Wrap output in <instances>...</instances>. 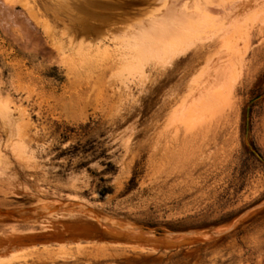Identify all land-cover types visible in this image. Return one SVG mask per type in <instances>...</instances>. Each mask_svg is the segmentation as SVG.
Returning <instances> with one entry per match:
<instances>
[{"label":"rangeland","instance_id":"374dc122","mask_svg":"<svg viewBox=\"0 0 264 264\" xmlns=\"http://www.w3.org/2000/svg\"><path fill=\"white\" fill-rule=\"evenodd\" d=\"M71 1L29 2L82 60L0 29V264H264V0ZM171 3L185 53L112 61Z\"/></svg>","mask_w":264,"mask_h":264},{"label":"bare ground","instance_id":"6f19581e","mask_svg":"<svg viewBox=\"0 0 264 264\" xmlns=\"http://www.w3.org/2000/svg\"><path fill=\"white\" fill-rule=\"evenodd\" d=\"M30 0H21V1H17V0H0V29L3 33V35L10 40V44H13L14 46H17V48L19 50H21L22 52H24L25 54H27L29 57L32 58H36L38 55H40L43 58V62L44 61H51L56 53H60L62 51H66V49L69 51L74 52V50L76 51V57L79 60H82L84 58H87L89 55V52L85 51L84 46H82V44H79L77 47H74L73 42H69L68 44H64L62 41V44H64L63 46L66 47H62V45L60 47H58L54 41L53 38V31L51 28V26L49 27L47 24H43L44 26L42 27V30H38V27H34L36 25H38L40 23V20L38 18L39 13L35 10L34 6H31ZM60 3L62 5H69V1L72 4L71 0H59ZM78 2H84L85 0H74ZM73 1V4H75ZM150 0H141V2L146 3L149 2ZM178 0H176L175 2H177ZM18 2L20 3V5L23 7V10H18L16 9V5H18ZM173 2V1H172ZM181 2V1H180ZM209 3H204V2H200L198 3L200 6H202V11L204 13L200 14V17L205 16L208 17V14L211 12V8L213 7V2L211 0L208 1ZM34 3V2H33ZM161 3V2H160ZM170 3V2H169ZM179 2H177L178 4ZM204 3V4H203ZM196 4V5H198ZM175 3H171L168 6V10L165 14H163V19L161 23H157L156 26H154L155 28L161 29L160 33L156 32H150L151 30H144L142 34V36L139 35L140 42H134L131 43L132 41L128 42L126 44V46H122L120 47L118 50H115V53L113 54V58L112 61L114 62H124L125 65L127 64L128 66L132 65L134 62V60L137 58V55L139 53H143V52H147V51H163L168 54H170L171 58H176L178 56H180L181 54L185 53L186 50L183 47V43L185 38H188L189 36H191L194 32H196L199 29L200 26V20L202 18L198 19L194 18L193 16L190 15H185V19L186 22L185 23H177L176 21H172L173 18L176 15V9H175ZM199 5L196 6V9H199ZM167 6V5H166ZM179 6V5H178ZM215 6V5H214ZM70 7V5L68 6ZM184 9V8H183ZM193 11V10H192ZM256 11V10H255ZM185 12V11H184ZM188 13V12H186ZM191 13V12H189ZM194 13V11H193ZM197 12H195L192 15H198L196 14ZM162 16V15H161ZM211 16H209L210 18ZM175 19V18H174ZM197 21H196V20ZM208 19V18H207ZM212 19V18H211ZM167 20V21H166ZM143 21V20H142ZM156 21V20H155ZM163 21H166V25H164ZM179 21V20H178ZM160 22V20L158 21ZM231 22V21H230ZM153 24V22H151ZM156 23V22H154ZM163 23V24H162ZM208 23V22H207ZM234 23V22H233ZM162 24V25H160ZM199 24V25H198ZM209 24V23H208ZM213 24V23H212ZM160 25V27H158ZM166 28L163 30V28ZM205 27V26H204ZM51 28V29H50ZM90 28V27H89ZM92 28V27H91ZM208 28V27H207ZM235 28V27H234ZM85 29V28H84ZM84 29H80L77 31H74L76 38H81L82 35L85 34ZM54 30V29H53ZM92 30V29H91ZM94 30V29H93ZM163 30V31H162ZM200 31V30H199ZM235 31V30H234ZM56 32V30L54 31ZM128 32V31H127ZM127 32H125L126 34H128ZM107 33V32H106ZM140 33V32H139ZM200 33V32H199ZM29 34L31 35L30 38H33L32 41H34L33 43L28 40V36ZM57 35V33H55ZM97 34V32L95 33V35ZM217 35V34H216ZM55 36V35H54ZM206 36V35H205ZM106 37V36H105ZM104 37V38H105ZM211 37V36H210ZM25 38H27V40H25ZM66 38V36H65ZM69 38V37H68ZM101 38V37H100ZM103 38V41L105 40ZM133 38V37H131ZM59 39V38H58ZM99 39V38H98ZM97 39V40H98ZM111 39V38H110ZM109 39V40H110ZM125 39V38H124ZM72 40V39H71ZM133 40V39H132ZM187 40V39H186ZM185 40V41H186ZM61 40H58V42ZM65 41V40H64ZM70 41V40H68ZM99 41V40H98ZM100 41L102 42V39H100ZM57 42V43H58ZM84 42V41H83ZM97 42V41H96ZM115 42V41H113ZM60 43V42H59ZM100 43V42H99ZM98 44V43H97ZM103 44V43H102ZM84 45V44H83ZM86 45V44H85ZM94 45V44H93ZM98 46V45H97ZM104 45L98 46L96 47L97 52H100L102 47ZM106 46V45H105ZM229 46V45H228ZM88 47V46H87ZM95 47L93 49H95ZM65 48V50L63 49ZM92 48V47H91ZM188 48V47H186ZM225 48V47H224ZM88 50V49H87ZM90 50V49H89ZM102 50H107V47H105ZM92 51V50H90ZM114 51V50H113ZM63 52V53H64ZM72 52V53H73ZM93 52V51H92ZM96 52V51H95ZM241 52V51H240ZM62 53V55H63ZM66 54V53H65ZM156 54V53H155ZM159 54V53H157ZM163 54V53H162ZM69 54H67L66 57H68ZM71 55V54H70ZM74 55V54H73ZM95 55V54H94ZM99 55V53H98ZM105 55V54H104ZM90 56V55H89ZM111 56V55H110ZM161 58V56H160ZM65 60V59H64ZM157 60V59H156ZM109 62V61H108ZM121 64V63H120ZM124 65V64H123ZM136 65V64H135ZM139 66V65H138ZM121 67V66H120ZM123 67V66H122ZM127 67V66H126ZM241 67V66H240ZM101 69V67H100ZM106 69V68H105ZM107 70V69H106ZM232 77V76H231ZM232 81V80H231ZM234 83V82H233ZM227 85V84H226ZM228 86V85H227ZM209 95V94H207ZM210 96V95H209ZM212 96V95H211ZM213 97V96H212ZM202 100V99H201ZM215 101H213L214 103ZM7 108V107H6ZM3 109V107H2ZM188 111V110H187ZM0 119L2 120V124L3 126L8 130L11 131L12 130V125L16 122V119L14 118V114L11 110L7 109H3L0 111ZM222 229V228H221ZM225 229V228H224ZM223 230V229H222ZM140 232V231H139ZM200 232V231H199ZM137 233V231H136ZM141 233V232H140ZM143 233V232H142ZM146 234V233H145ZM199 235V234H198ZM211 235V234H210ZM150 236H153L152 234H150ZM194 235H192L193 237ZM143 237V236H142ZM177 237V236H176ZM173 237V238H176ZM179 237V236H178ZM177 237V238H178ZM182 237V236H181ZM156 238V237H154ZM169 238V239H167ZM165 241L168 242V244H175V243H182L181 245H185L187 244L186 241H188V239H181L178 240L177 242L172 241L171 237H167ZM207 239V237H204ZM209 238V237H208ZM159 239V238H156ZM191 239V238H190ZM177 240V239H175ZM163 242V240H161ZM192 241V239L190 240ZM204 241V240H203ZM155 242V241H154ZM160 243V241H157ZM166 242V243H167ZM184 242H186L185 244H183ZM189 242V241H188ZM165 244V243H164ZM167 244V245H168ZM166 245V246H167ZM171 247V246H170ZM169 247V248H170Z\"/></svg>","mask_w":264,"mask_h":264}]
</instances>
